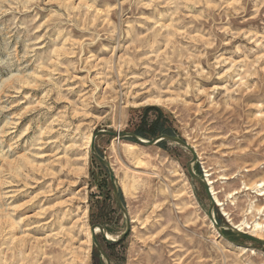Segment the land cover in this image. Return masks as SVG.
<instances>
[{
  "label": "rangeland",
  "instance_id": "obj_1",
  "mask_svg": "<svg viewBox=\"0 0 264 264\" xmlns=\"http://www.w3.org/2000/svg\"><path fill=\"white\" fill-rule=\"evenodd\" d=\"M156 121L219 225L264 224V0H0V264H105L92 226L127 225L89 141ZM96 146L131 220L111 264H264L188 151Z\"/></svg>",
  "mask_w": 264,
  "mask_h": 264
},
{
  "label": "water",
  "instance_id": "obj_2",
  "mask_svg": "<svg viewBox=\"0 0 264 264\" xmlns=\"http://www.w3.org/2000/svg\"><path fill=\"white\" fill-rule=\"evenodd\" d=\"M101 136H110V137H115L118 139H130V140L134 141L135 143H137L143 147H153V146H157L158 144H160L162 142H171V143H174V144L182 147L186 151H188L192 155L193 158L190 162H188V164L186 166L187 171H188V174L191 177V179H193L196 183H198L199 185L202 186V188L205 190V192H206V194L210 200V208L208 211V217H209V220L212 223V225L216 229H218L220 232L230 231L232 233V235L236 238L244 239V240L250 241L252 243H255L257 245L264 247V240L258 239L254 236H251L246 232L239 231L236 227H234L232 225H228V224L227 225H219V223L217 222L215 215H214V211H215L217 204L213 198L212 192H211L210 187L206 181V178L204 175H199L194 169V165L198 161V154H197L196 150L192 146H190L185 140H183L179 137H176V136H170V135H166V134L160 135L153 140H144L134 133L120 134V133H113L110 131H100V132L95 133L92 137L91 155L108 171L110 181H111V184L113 187L114 199L116 201L117 206L119 207V209L123 213L125 220H126V225H127L126 231L121 236H119L117 239H113L112 237H110L107 230L103 226H101V225L92 226V237H93L94 245H95L97 251L99 252V254L101 255V257L104 259L105 264H111V260H110V257L108 256L106 250L104 249L102 244L97 239L98 233L102 235L103 239L105 240V242L108 245L119 244L120 242L124 241L128 237V235L131 231V220H130L128 210H127L126 206L124 205V203L121 199L120 188L118 187L116 177L114 174V170H113L111 164L109 162H107L100 155V153L97 149L96 142H97V139Z\"/></svg>",
  "mask_w": 264,
  "mask_h": 264
},
{
  "label": "bare ground",
  "instance_id": "obj_3",
  "mask_svg": "<svg viewBox=\"0 0 264 264\" xmlns=\"http://www.w3.org/2000/svg\"><path fill=\"white\" fill-rule=\"evenodd\" d=\"M89 142H91V140L89 141ZM130 147H132V148H134V146H131L130 145ZM130 150H131V148H130ZM133 150V149H132ZM131 150V151H132ZM205 178H206V181H207V183H208V185H209V187H210V190H211V192H212V195H213V198H214V200H215V202H216V204H217V206H220L221 205V203H220V200L218 199V196H217V193H216V191H215V189H214V183L210 180V175H205ZM224 178V177H223ZM259 188H262L263 187V185H259L258 186ZM248 189V188H247ZM264 192V191H263ZM262 191H261V193H263ZM260 193V192H259ZM260 196H264V194H260ZM262 211H260L259 213H261ZM248 224V223H247ZM241 225V224H240ZM236 228L239 230V231H242V232H246V233H248L249 235H251V236H254V237H261V235L264 233V224H262V223H254V224H252V225H246L245 227H242V226H236ZM249 230V231H246V230Z\"/></svg>",
  "mask_w": 264,
  "mask_h": 264
},
{
  "label": "trees",
  "instance_id": "obj_4",
  "mask_svg": "<svg viewBox=\"0 0 264 264\" xmlns=\"http://www.w3.org/2000/svg\"><path fill=\"white\" fill-rule=\"evenodd\" d=\"M135 134L142 139H150L152 137H156L158 135H163V134L175 136V134L169 127H167L165 124L159 121H156L151 126H149V129H146V127L139 128ZM101 167L103 166L101 165ZM120 195H122L121 191H120Z\"/></svg>",
  "mask_w": 264,
  "mask_h": 264
}]
</instances>
